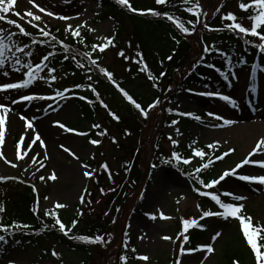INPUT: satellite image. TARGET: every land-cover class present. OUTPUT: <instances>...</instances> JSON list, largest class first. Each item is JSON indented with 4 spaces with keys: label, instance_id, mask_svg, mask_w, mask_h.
Returning a JSON list of instances; mask_svg holds the SVG:
<instances>
[{
    "label": "rangeland",
    "instance_id": "obj_1",
    "mask_svg": "<svg viewBox=\"0 0 264 264\" xmlns=\"http://www.w3.org/2000/svg\"><path fill=\"white\" fill-rule=\"evenodd\" d=\"M148 1L150 4L152 0H141ZM201 3L206 7L214 8L219 0H200ZM40 7L54 13V16L49 17L40 13L38 9L32 7L29 0H16L13 9L5 14L6 19L0 21V27L4 29H10L16 32L15 39L20 36L18 29L13 25L7 24V19H11L20 23L26 31L30 34L28 37L36 39H49L41 35L38 28H33L28 23L27 17L23 20L19 16L15 15L19 12L23 15L26 11L30 10L36 14L41 15L42 19L39 22L33 21L32 23H38L40 27L46 31L60 32L61 38L64 43H70L74 38L71 32H65V28L68 25L77 28L78 25H83L82 28H78L79 33H87L93 44H103L106 42V37H113L114 28L110 21H100L95 19L98 12L96 0H35ZM65 16L67 19L61 20L56 17ZM127 25H129L126 22ZM93 31H89V29ZM131 29V26L127 27ZM92 45V44H90ZM88 45L81 53L82 59H86L84 53L89 48ZM22 47V45H18ZM29 49V48H28ZM26 51V49H25ZM88 51L92 54L91 58L98 61L99 67L106 70L113 71L117 78L123 74V67L121 62L116 59L114 50H111V46L105 50L104 53H100L99 50L93 51L90 48ZM20 57L22 64L31 63L30 59H26V56L22 53H16ZM194 59L189 61L187 66L193 64ZM47 64V63H46ZM49 66V64H47ZM17 67H21L18 65ZM43 67V66H42ZM86 68V67H85ZM85 68H81L85 70ZM184 68L179 71L180 77L184 75ZM26 71L21 67L20 72L9 73L8 76H3L0 73V81L4 82H19L23 78V72ZM84 77L88 80L89 74L87 73ZM125 74V72H124ZM52 75V74H51ZM229 75V86L227 91L231 94V97L236 100L237 105L235 108L227 106L222 101L214 100L209 97L196 96L194 92L205 91L206 89L200 88L194 84H187L182 86L178 84L180 92L172 94L170 97L166 96V101H161L159 108L163 110L160 114H156L157 127L153 129V136L163 137L161 145L163 148V156H169L170 151H175L171 146L173 145L172 140L181 142L190 149L191 154L189 155L190 163L186 166L195 168L200 166L208 159H212V164L215 172H217L216 179H219L225 171H236V176H230L221 181L220 184L215 185L214 188L217 194L220 195L222 200L225 202H233L237 204H244L243 214L250 216L255 227L262 229L264 233V185L256 183H249L240 181L237 177L241 174L248 175H264V168L259 167L257 164L244 165L242 168L236 166L240 164L245 158H248L249 154L254 149L256 142L259 138H264V108L253 107L259 104L260 100H264V75L259 74L254 79H248L246 73L243 70H232ZM232 76H236L237 79H232ZM74 76L70 75V78ZM92 81L97 85H100L99 81L95 80L93 76ZM64 78L63 72L58 69L56 72V80L52 81L51 77L47 74L45 68L40 74L38 79L28 88L22 90L8 91V94H2L0 92V102L11 110L6 116V128H5V141L4 144L0 145V151L4 153V158H0V176L2 177H14L15 179H7L0 181L3 183V188H0V205L6 208L4 213H0V223L4 221L5 216L10 212V197L13 196L14 186L17 188H23L28 186L31 188L33 193L37 196L35 202V210L40 214H44L46 211H59L63 214L68 212L72 218L77 214V210L73 207L81 205L79 197L84 195V189L88 188L89 178L83 177L82 165L85 161L92 160L95 157L96 145L89 143V140L85 137L76 136L74 133H64L62 129L56 126V122L59 121L64 123L67 127L71 126L77 131L90 129V124L81 123L76 124L75 122L81 116L79 107L73 101L66 100L65 102H59L56 100H35V101H20L17 104H12V99L19 100L20 93L24 94H36L45 96H54L52 94L51 85L54 84L59 89H62V79ZM125 78H129L126 76ZM40 79L45 84L40 83ZM176 82V81H175ZM65 83V82H64ZM125 84V83H124ZM129 86V85H128ZM102 87L107 89L102 92L103 99L110 105V96L107 94L109 90H113L110 86L103 84ZM109 87V88H107ZM129 88V87H128ZM130 90L134 89L130 86ZM192 89L190 93L187 89ZM137 90V89H135ZM138 91V90H137ZM142 91V89L140 90ZM83 92V90L81 91ZM115 92V91H114ZM223 92V90L221 91ZM224 93V92H223ZM115 96L126 101L119 93H115ZM6 100V101H3ZM51 105V107H49ZM102 106V105H101ZM156 110V112L159 111ZM169 109L173 111L170 113ZM21 110V111H20ZM176 112H191L194 115L200 116L199 121L187 122L188 125L182 124L178 121L177 124L171 123ZM201 114H199V113ZM212 112L216 115H220L223 118L233 121L231 125L223 126V121H217L214 116H209L207 113ZM20 115H24L27 119L31 120L34 128L40 133L42 139L45 141L46 148L31 144L29 137L34 138V133L27 128L23 121L19 119ZM158 117V118H157ZM109 115L106 109L102 106L100 115L97 116L96 121L102 126L109 128V133L114 135L115 129L109 125ZM167 121V124H163ZM220 124L221 127H215L214 125ZM69 125V126H68ZM248 127L255 130L256 135L250 138H237L236 133L241 127ZM49 130L52 132L49 134L51 142L46 139L45 131ZM52 135V136H51ZM171 137V139H169ZM23 138L24 144L21 145L20 141ZM57 138L60 142H56ZM101 142L99 137H95ZM195 142V143H194ZM57 143V144H56ZM75 143L76 145H73ZM103 143V137H102ZM101 143V144H102ZM63 144L69 147L79 159H74L67 153L63 152L60 145ZM100 144V143H99ZM216 144L215 148L209 149L207 145ZM25 145H29L31 150L28 151L24 160H20L19 156L24 154ZM193 149L203 150L206 155L203 159L193 155ZM234 149L228 156L222 160H216V156H221L225 151ZM102 152L97 158L99 164L107 165V169L115 171L120 168V161L118 158L123 157L117 148H114L109 139L98 149ZM47 152L49 159L44 161L45 167L40 168L39 162L43 160L44 152ZM147 153L152 155L155 151L151 146L146 149ZM39 153V155H37ZM5 158L12 163L17 164V167H12L10 163H5ZM35 158L37 163L33 164L32 159ZM254 161H264V149H261L258 154L251 157ZM24 169H28L27 172ZM105 169V168H104ZM90 171L94 172V169L89 166ZM36 172L35 176L32 175ZM55 172L57 179L41 181L39 177L44 175L47 177L51 173ZM145 172V177H146ZM144 177V176H143ZM143 180V179H142ZM20 181H23L21 183ZM35 186V191L33 190ZM138 187V185H137ZM134 189V191L137 189ZM231 192L233 194H239L247 197L246 200L234 202L231 197H225L224 192ZM208 192L211 191L208 189ZM137 195V199L131 206V212L128 215L124 223V232L121 239L114 237V234H108V240L113 243L105 254V264H117L114 254L117 252V247H121V251L133 256L147 255L148 261L138 260L136 264H175L177 258L182 260V264H224L222 257V250L225 248L238 249L243 246L245 250V260L239 262V264H254V257L251 254L249 246L242 237L240 231L239 222L233 219L225 221L220 218L214 221H208L211 231L206 235L202 236L201 239L197 240L195 244L190 245L189 240L185 244L183 236L187 233H179V228L183 231V226H180L184 219L197 218L201 213L202 207L206 205H214L209 199L199 197L196 195L192 188L187 184L185 178L182 177L176 170L166 165H155L153 169H150L147 180L144 178L141 186L134 192ZM44 197H48L47 200ZM206 199V200H205ZM209 202H208V201ZM38 202V203H37ZM66 204L67 207L64 209H55V203ZM96 202H99L97 200ZM84 205V204H83ZM200 205V208H197ZM218 210L219 207L214 205ZM94 208V206H93ZM99 210V206L96 208ZM98 214V213H97ZM155 216V219H150L149 215ZM163 214L168 219H161L160 216ZM87 216V210L83 211V215H78V221L85 219ZM115 232V230L113 231ZM220 232L221 235L213 241L211 237L216 233ZM127 233V235H125ZM5 234V233H0ZM7 237V234H5ZM171 237L170 240L162 239V236ZM7 239L6 244H0V247L5 248L6 252L3 256H0V264H8L10 259L17 261V264H59L60 259L68 257V261L71 264L75 262L71 259L74 257L70 254L62 253L55 244H51L50 248L52 251H56L60 259L57 260L51 254L45 258L40 257V250L29 247L24 244H20L15 240ZM126 242V243H125ZM184 244L185 248H197L201 245L212 244L214 248L213 253H207L206 251H197L193 253H186L180 255V245ZM135 249V252L132 250ZM135 260V259H134ZM63 262V261H62ZM103 262V264H104ZM234 264V263H233Z\"/></svg>",
    "mask_w": 264,
    "mask_h": 264
},
{
    "label": "trees",
    "instance_id": "obj_2",
    "mask_svg": "<svg viewBox=\"0 0 264 264\" xmlns=\"http://www.w3.org/2000/svg\"><path fill=\"white\" fill-rule=\"evenodd\" d=\"M96 2L99 8L96 18L98 20H109L113 24V36L115 37L114 43L116 46L111 47V50L115 51L116 59L121 62L124 69L120 78H117L113 71H110L113 74V79L120 88L127 91L143 108H146L149 103H152L157 98L161 101L164 96L170 93L168 91L169 87L173 89L171 91L172 93L174 92L173 94L178 92L179 89L175 90L176 83L175 81L173 82L174 77L177 83H182L183 81L182 85L189 84L190 82L201 87H205V85L210 86L208 78L202 70L205 68L202 66L209 68L207 65H213L212 70H215V72L210 69L208 71L210 70L209 72L212 73V77L214 78H223L220 73L225 74L226 66L231 63L233 67H236V64L240 60L245 61L244 64H239L247 70H251L253 64L257 65L256 70L264 68V53H260L256 47L260 43L259 39L250 36H246L243 39L239 38L224 27L225 24L233 22L222 20L224 15L232 12L237 16L236 22L250 28L251 21L248 17L255 14L253 9L245 12L239 8L241 2L248 3L250 0H219L212 10L209 9L204 12L205 15L200 17L201 23H198L191 35L187 36L179 33L171 22L148 14L140 15L129 12L126 6L116 4L115 0H96ZM129 3L136 9L146 10L151 8L167 11L170 15L179 17L190 28L191 25L188 21L195 20V17L184 11L186 6L182 4L181 0H169V3L163 6L156 5L155 0H152L150 4L148 1L141 0H129ZM199 4L202 10L206 8V4L204 5L200 0ZM205 23L208 25V28L203 27ZM128 26H131V29H128ZM209 29L220 30L210 31ZM50 34L55 36L59 41L63 40L58 32L51 31ZM172 36H176L180 40V43L177 44L172 39ZM245 39L250 42L245 44ZM15 42L28 47L32 45V41L24 36H19L15 39ZM90 44H93V41L86 33L81 34L79 37H74L70 43H65L67 51L64 47H59L51 40H42L33 44L30 51L32 56H27V58H30L31 63L37 61L39 63L43 56L49 53L53 54L48 60L51 65L50 67L56 68L59 66L61 70L65 71L64 82L73 88V101L77 103L81 111V118L78 121H85L91 127L93 124H100L96 121V118L100 115L102 106L96 94L91 91V88H95L96 92L99 93V99L109 106L106 109L107 114L110 109L120 117L119 122L114 121L111 116L107 119L109 125H112L115 129L114 135L109 133V128L101 124L99 129L92 127L87 132L88 139H93L94 135H97L98 132H106V135L101 136L104 142L109 139L112 146L117 148L120 151L119 153L123 155V157L118 158L120 168L115 171L104 169L98 163L97 158L102 152L97 150L96 158H94L95 161H88L89 164L95 167V174L89 181L84 205L76 207L78 212L72 218L68 212L64 214L57 212L59 219L65 224L66 228H71L72 221H78L76 218H78L79 212L83 213L84 210H87L86 218L78 221L76 227L72 229L69 235L73 237L84 235L90 239H94L99 235L103 237V241L92 244L78 239H69L59 232L58 225L55 228L50 227L48 230L40 231L44 224L53 225L54 218L34 212V195L30 188L25 186L23 188L12 187L15 193L10 197V212L5 216L4 221H2L5 226L11 225L14 222L30 225V228L23 231L15 230L16 234L14 236L8 235L12 240H17L21 244H26L40 250L42 257L49 256L52 252L49 249L50 245L55 244L63 254L68 253L74 257V259H71L75 262L74 264H103L105 260L104 252L109 247H114L111 246L113 243H110L108 240V234L112 235L116 229L118 239L122 238L124 223L131 212L132 204L137 199V195L134 192L141 186L144 178L147 180L151 169L150 165H158L168 161L167 165L178 169L186 176L188 174L189 177L187 178L195 188L200 185L196 179L197 176L207 183L215 175L210 166L207 169H202L200 173H196L195 171H189V168H184L181 164L182 159L180 161L173 159V152L177 153L181 158L189 154L188 149L184 145L172 146L175 151H170L169 156H163L161 145L163 137L156 136L154 138L153 136V129L158 124V122L156 123L155 116L163 112L158 106L160 104L151 110L148 118L145 119L140 116L137 109L124 104L121 99L116 97L114 89L109 90L110 92L107 93L111 97L110 101L112 102H110V105L103 99L102 92L107 89L99 86L103 84L109 86L108 83L110 81L103 76L98 67L90 65L89 58L84 60L80 56L85 47ZM129 44L131 47H129ZM202 45L205 48H210V51L204 52L199 56L202 51ZM88 49L85 52H89ZM119 51H123L130 59L125 60L119 56ZM137 52L142 53L143 59L153 75L159 77L160 72H164L166 75L156 81L148 80L146 73L139 71L141 65L134 62L139 59L136 56ZM221 52L224 53L223 56H221ZM66 56L68 57L67 59H65ZM168 56H172V60H168ZM195 57H198V62L193 63L191 67L185 66L183 69L184 75L180 77V73H178L179 69ZM78 63L85 64V70L78 67ZM89 68L91 69L87 72L89 76H93L95 80L102 84L97 85L92 80L84 79L86 69ZM70 75L74 77L70 78V82L67 83ZM126 76L129 78H125ZM153 83L157 84V87H152ZM76 85H82V87L77 88ZM90 85L91 87H89ZM130 86L134 89L130 90ZM53 88L55 89V87ZM82 89L87 94L81 93L80 90ZM141 89L142 91H140ZM81 95L85 96L86 99L80 100L79 96ZM88 101H92V103ZM162 101H166V98ZM158 108L159 111L156 112ZM182 122H185V120H182ZM163 124H167V121H164ZM126 132L128 134H125ZM150 145H152V149L155 151L152 155L146 151ZM142 175H144L143 180L139 182ZM135 187L137 189L130 193ZM126 195L128 196L124 200L120 210L119 205ZM97 200L99 202H96ZM88 201H91V203H88ZM98 206L99 210L97 211L96 208ZM191 229H194L191 231V243H193V241L204 235L206 227L204 230H198L197 227H192ZM9 231L11 232L13 229L9 228ZM259 236H264V234H260ZM258 243L264 244V240L258 239ZM245 250L243 246L238 249L225 248L222 250L221 259L224 264H232L234 261L241 262L245 260ZM121 256L127 255L121 251L119 245L116 254H114L117 264H120ZM67 258L66 256L60 259L61 264H71Z\"/></svg>",
    "mask_w": 264,
    "mask_h": 264
},
{
    "label": "snow or ice",
    "instance_id": "obj_3",
    "mask_svg": "<svg viewBox=\"0 0 264 264\" xmlns=\"http://www.w3.org/2000/svg\"><path fill=\"white\" fill-rule=\"evenodd\" d=\"M116 4L121 5V6H126L127 10L129 12H133V13H137L140 15H151L153 17H158V18H163L169 22H171L172 25H174L175 29H177L179 31V33L187 36V35H191V33L195 30L196 25L198 23H201L200 21V17L201 15H205V13L202 12L201 6L199 4V0H181L182 4L185 5L186 7L184 8V11L189 13L192 17H195V20H189L188 23L191 25V28L186 26L185 23L176 16L170 15L167 11H160V10H156V9H146V10H141V9H136L134 7H132V5L129 3V0H115ZM16 3V0H0V21H4L6 19L5 14H8L12 9L14 4ZM29 3L32 4V7L35 9H38V11L40 13H43L44 15H47L49 17L54 16L53 12L50 11H46L45 8L40 7L37 3H35V0H29ZM169 3V0H155V4L158 6H163ZM239 8L242 11L248 12L249 9H253L255 14L250 15L248 18L251 21V25L250 28L249 27H245L242 26L241 23L236 22L237 21V16L235 14H233L232 12L227 13L226 15H224L222 17V20L225 21H232L233 23L230 24H225V28L228 31L233 32L236 36H238L239 38L243 39L246 36H250V37H257L260 41V43H258L256 45V47L258 48V50L260 51V53H264V0H250V2L248 3H244L241 2L239 4ZM217 11H219V9H217ZM15 15L19 16L21 20H23L25 17L29 18L28 19V23L32 25L33 28H38L41 35L44 37H49L50 36V32L46 31L44 28L40 27V25L38 23H32L33 21L39 22L41 21L42 17L39 14H36L33 11H26L23 15H21L19 12H16ZM58 19L61 20H65L67 19V17L65 16H59L56 17ZM7 24L8 25H13L16 29H18V32L20 35L22 36H29L30 34L26 31V29L18 22L13 21L11 19H7ZM83 25H78L77 28H73V26L68 25L65 28V32H71V35L73 37H79L80 33L77 30L78 28H82ZM204 28H208V25L205 23L203 25ZM210 31H219L220 29H209ZM89 31H93V29H89ZM17 33L11 31L10 29H4L2 27H0V70H3L2 75L3 76H8L9 72H8V67L10 66L13 72H20L21 71V67L23 69H25L26 71L23 72V78L19 81V82H4V81H0V92H8L10 90H22V89H28L39 77V74L46 68L47 69V74L51 77L52 81L56 80V76L55 75H51L52 73H54L56 71V69L54 67H48L47 64L45 63L46 61L49 60V57L51 55H53L52 53H49L48 55H45L42 57L41 61L39 63H36L35 66H33L32 63H24L22 64L21 59L19 56L16 55V53H22L26 56L31 57L32 53L29 52H25L23 47H20L17 45V43L15 42L14 38L16 37ZM51 39L53 41L56 40L55 36H52ZM172 39L179 44L180 40L177 39L176 36H172ZM106 42L103 44H92L91 48L93 49V51L95 50H99L100 53H104L105 50L107 48L111 47H115V37H106L105 38ZM250 41L245 39L244 43L248 44ZM33 43H37V41H33ZM64 47V49L67 51V45H62ZM26 47V45H25ZM129 47H131V45L129 44ZM210 48H205L204 52H209ZM219 51V50H218ZM221 56L224 55L223 52L220 53ZM85 56L89 57V62L90 65L92 66H96L99 68V71L103 74V76H105L110 82H112L113 84H116V82L113 79V74L110 71H107L106 69L99 67L97 64V60L96 59H92L91 56L92 54L90 52H86L84 53ZM118 55L123 57L125 60L130 59L128 56L125 55V53L123 51H119ZM136 56L139 57L138 60L134 61L135 63L141 65L139 68V71L142 73H146L147 75V79L150 81H156L158 80L160 77H164L166 75V73L164 72H160L159 73V77L156 75H153L152 72L149 70L146 62L143 59L142 53L137 52ZM68 57L66 56L65 59H67ZM74 58V57H73ZM172 56H168L167 59L168 60H172ZM202 59V58H201ZM226 63V62H225ZM239 63L244 64L245 61L240 60ZM18 65H21V67H17ZM43 66V67H42ZM209 68L213 67V65H207ZM78 67L80 68H85L86 65L82 64V63H78ZM256 68L257 65L253 64L251 66V72L252 75L254 76L256 74ZM89 71L91 70L90 68L88 69ZM261 73L264 74V68H261ZM228 72L231 73L232 69L229 67L228 68ZM221 76H223V78L225 80H228L229 77L225 76L224 73H220ZM88 79L91 80L92 77L88 76ZM232 79H237L236 76H232ZM77 88L82 87V85H76ZM91 87V85L89 86ZM116 87L118 88V90L122 93V95L124 96V98L129 101L137 110H139V114L141 117L147 119L149 112L153 109H155L157 107V105L160 103V99L157 98L155 99L152 103H149L147 105V108H143L141 106V104L137 103L133 97L131 95H129V93L127 91H125L124 89L120 88L118 84H116ZM152 87H157V84L153 83ZM205 87H207V85H205ZM91 91L93 93L96 94L97 99L99 100L100 104L105 108L108 109L109 106L104 103L103 100L99 99V93L96 92L95 88H91ZM169 92L172 91V89L169 87L168 89ZM188 92L192 93L193 90L192 89H187ZM196 96H201V97H214L217 98L218 100L224 102L227 106L233 107L235 108L237 105V102L235 99H233L230 95H224L218 92H208V91H201V92H194L193 93ZM56 98H60V99H67V97L65 96L63 91H56L54 96H45V95H36V94H24V93H20L19 96V100L17 99H12L11 103L12 104H17L20 101H35V100H56ZM80 100H85L86 97L81 95L79 96ZM89 103H92V101H88ZM49 107H51V105H49ZM11 109L7 106H5L2 102H0V145L4 144L5 141V128H6V116L7 113L10 111ZM173 110L169 109V112L171 113ZM109 116H111V118L114 121L119 122L120 117L113 111H111L109 109L108 111ZM176 115H180V116H187L190 117L196 121L200 120V116L198 115H193V113L191 112H176ZM207 115L209 116H214V118L217 121H223V126H227V125H231L233 123V121L223 118L220 115H216L215 113L209 112L207 113ZM19 119L21 121L24 122V124L27 126V128L29 130H31L34 133V138L33 137H29V140L31 141V144H36L37 142H39L38 146L41 148H46V144L45 141L42 139L41 135L39 132H37L34 128V125L32 123L31 120L27 119L24 115H20ZM171 123L173 125L177 124L178 121L173 119L171 121ZM56 126L60 129L63 130L64 133H74L76 136H87L88 133L83 132V131H77L73 128L67 127L64 123H61L59 121L56 122ZM215 127H221L222 125L217 124L214 125ZM93 128L99 129L101 127L100 124H93L92 125ZM125 134H128L127 132ZM98 136H103L106 135V132L101 131L97 133ZM169 139H171V137H169ZM115 142V141H113ZM90 144L92 145H98L100 143V141L98 139H91L89 141ZM172 143L175 145L177 143V141L172 140ZM195 143V142H194ZM20 144L23 145L24 144V140L23 138L20 141ZM207 147L209 149L215 148L216 144H209L207 145ZM60 148L63 150V152L67 153L69 156H72L74 159H79L78 156H76V154L67 146L61 144ZM261 149H264V138H259L256 142V145L254 147V149L252 150V152L249 154L248 158H245L240 164H238L236 167L242 168L244 165H248V164H257L259 167L264 168V161H254L251 159L252 156L256 155L259 153V151ZM31 148L29 145H25V151L23 155L19 156L20 160H24L25 156L27 155L28 151H30ZM234 149H229L228 151H225L223 153V155L221 156H216V160H222L224 157L228 156L230 152H233ZM37 155H39V153H37ZM193 155L196 157H200L201 159H203L206 155V153L203 150H199V149H193ZM172 157L173 159L180 161L181 157L173 152L172 153ZM0 158H4V153L2 151H0ZM32 159V163L36 164L37 161L35 158H31ZM49 159V156L47 154V152L45 151L43 154V160H41L39 162V168L37 169V171H39L40 168H44L45 167V163L44 161H47ZM5 163H10L12 167H17V164L12 163L11 161H8L5 158ZM165 163H168V161H165ZM182 163L187 165L190 163L189 159H183ZM214 161L212 159H208V161L206 163H203L200 167H197L195 169L196 173H200L202 171V169H207L211 164H213ZM83 169H85L82 173L83 177L85 178H89L91 179L94 175L93 171L88 170L89 169V165L88 164H83L82 165ZM103 168L107 169V165H102ZM25 172L28 171V169H24ZM36 172H33L32 175L35 176ZM230 176H236V171L232 170V171H225L222 175H220L219 179H214L208 183H205L204 180L200 179L198 176L196 177V179L198 180L199 184L205 188V189H212L214 188L215 185L220 184L221 181H225V179L227 177ZM240 181H245V182H249V183H256L259 185H264V175H248V174H241L237 177ZM7 179H15L14 177H2L0 176V181H4ZM39 179L41 181H47V180H56V174L55 172L51 173L50 175H48L47 177H45L44 175H41L39 177ZM21 183H23V181H20ZM33 190L35 191V186H33ZM193 191L197 192L199 194V196L201 197H210L211 201H213L215 203V205H217L219 207L220 210L218 211H211V210H204L202 211V215L200 217V219H204L207 217H218V218H222L225 221L229 220L230 218L238 221L239 222V226H240V231L242 233V237L243 239L246 241L247 246H249L251 254L254 257V264H264V244L262 243H258V239L259 240H264V236H258L259 233H261L262 229L259 227H255L253 225V221L252 218L250 216H246L243 214V210H244V204H237V203H233V202H225L224 200L221 199V196L218 194H213L207 191H201L200 188H193ZM84 192H87V189L83 190ZM223 195L225 197H231V200L234 202H238V201H243L246 200L247 197L243 196V195H239V194H233L231 192H224ZM45 200L48 199V197H44ZM79 202L81 205H83L85 203V197L84 195H81L79 197ZM38 203V202H37ZM88 203H91V201H88ZM67 205L63 204V203H55L54 208L55 209H64L66 208ZM197 208H200V205H197ZM6 211V208L3 205H0V213H4ZM37 210H34V212ZM44 215L46 217L51 216L54 218V224L49 226L48 224H44L43 227L41 228L40 231H45L48 230L50 227L51 228H55L56 225L59 226V232L63 234V236L68 237L69 239H78L81 241H84L86 243H100L103 241V237L97 235L94 239H90L88 236H70V232L72 231V229H74L78 223L77 220H73L72 221V225L71 228H66L65 224L61 222V220L58 217V213L56 211H46L44 213ZM80 215H83V213L81 212ZM150 219H155V216L148 214ZM161 219H168L169 217L164 216L163 214H161L160 216ZM183 227H184V231L187 232V230L191 227H200L203 228L202 225L198 224V221L196 219H184L183 220ZM9 228L13 229V231H9ZM30 228V225L28 224H22V223H12L11 225L5 226L3 225V223H0V233H5L7 235H12L14 236L16 234L15 230H20L23 231L24 229H28ZM5 234H0V244H6L7 243V239H6V235ZM127 235V233L125 234ZM221 235L220 232H216L211 239L213 241H215L219 236ZM162 239L164 240H170L171 237L169 236H162ZM189 240V236L188 235H184L183 236V241L185 242V244L188 242ZM126 243V242H125ZM133 252H135V249L132 250ZM197 251H206L207 253H213L214 252V248L212 246V244H205V245H201L197 248H185L184 244L180 245V255L183 256L186 253H193V252H197ZM6 252L5 248L0 247V256H3ZM51 255L53 257H55L57 260L60 259L59 254L56 251H52ZM122 261H127V257L125 256H121L120 258ZM136 259L141 260V261H148L149 257L147 255H138L136 256ZM8 264H17V261L10 259L8 261ZM175 264H182V260L177 258L175 260ZM234 264H239V261H234Z\"/></svg>",
    "mask_w": 264,
    "mask_h": 264
},
{
    "label": "bare ground",
    "instance_id": "obj_4",
    "mask_svg": "<svg viewBox=\"0 0 264 264\" xmlns=\"http://www.w3.org/2000/svg\"><path fill=\"white\" fill-rule=\"evenodd\" d=\"M8 72L9 73H12V69H11V67L9 66L8 67ZM3 72V70H0V73H2ZM1 80V79H0ZM2 94H8L7 92L6 93H2ZM3 101H6V100H3ZM263 107L264 108V100L263 99H261L260 100V102H259V104H257V105H255L254 107H253V109H255V108H260V107ZM21 111V110H20ZM240 130L235 134L236 135V137L237 138H240V137H242V138H250V137H253V136H255L256 135V132H255V130H253L252 128H248V127H241V128H239ZM50 133H52V132H49V130H47V131H45V136H46V139L49 141V142H51V137L49 136V134ZM52 136V135H51ZM55 141L58 143V142H60L57 138H55ZM56 143V144H57ZM73 145H76L75 143H73Z\"/></svg>",
    "mask_w": 264,
    "mask_h": 264
}]
</instances>
